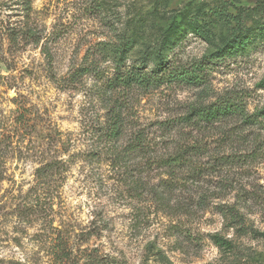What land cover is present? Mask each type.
<instances>
[{
  "label": "rangeland",
  "instance_id": "1",
  "mask_svg": "<svg viewBox=\"0 0 264 264\" xmlns=\"http://www.w3.org/2000/svg\"><path fill=\"white\" fill-rule=\"evenodd\" d=\"M27 1L0 0V127H9L24 111L32 125L13 144L0 180V264H164L156 253L168 264H264V150L255 163L227 175L252 196L242 210L246 233L215 209L219 203H238L232 189L195 217L142 212L144 202L127 194L125 175L109 167L106 158L91 155L97 144L89 134L88 103L96 81L86 76L78 90L63 83L99 43H114L119 34L134 39L129 67L179 35L173 27L192 19L208 26L212 37L183 34L164 55L182 67L203 61L209 94L237 96L253 113L264 107V37L218 59L219 44L234 24L210 17L209 11L240 18V27L250 30L264 24V0H29L30 21L41 30L42 41L36 46L18 38L13 45L7 28L23 27ZM92 57L100 73H113L112 62ZM155 65L148 61V71ZM196 93L188 86L163 85L138 95L136 102L134 96L135 117L146 125L176 115ZM207 137L213 148L217 136ZM55 160L64 172L55 178L50 201L43 196L41 202L51 204V222L29 225L17 211L34 200L36 170ZM209 181L217 186V179ZM215 234L232 241V247L216 245ZM57 236L69 243L68 259L61 262L50 243Z\"/></svg>",
  "mask_w": 264,
  "mask_h": 264
},
{
  "label": "trees",
  "instance_id": "2",
  "mask_svg": "<svg viewBox=\"0 0 264 264\" xmlns=\"http://www.w3.org/2000/svg\"><path fill=\"white\" fill-rule=\"evenodd\" d=\"M30 6L28 0L24 9L26 19L21 29L7 28V38L13 45L18 38L36 46L42 41L41 30L30 21ZM209 14L223 22L232 20L229 24H234L230 34L219 44L218 59L243 51L264 37V24L249 30L242 24L240 27V18H230L217 8L210 9ZM177 30L179 35L174 34L172 39L168 38V43L163 42V47L159 45L149 50L151 53L129 67L126 61L130 59L134 39L119 34L114 43H99L94 54H90V58L86 56L84 65L73 70L63 83L72 90H78L86 76L96 81L90 90L91 100L88 103L92 106L89 134L97 144L91 155L106 158L109 167L125 175L127 194L136 203L144 202L142 212L154 209L166 215L195 217L209 209L214 198L219 199L217 196L220 195L222 198L232 189L236 191L238 203H219L215 209L221 217L230 221L232 227L246 233L242 210L247 208L252 196L233 176L229 178L227 175L255 163L261 156L264 135L259 131L264 128V107L249 113L244 101L237 96L230 93L210 95L208 65L203 61L188 67H182L176 60L169 61L164 52L173 47L176 40L183 38V34H196L206 40L212 37L211 29L205 24L199 25L197 20L189 19L187 25L184 23L172 28L173 32ZM43 51L49 55L45 46ZM93 55L112 62L113 73H100L96 58H91ZM148 61H155L156 64L150 71ZM263 84L261 87H264ZM163 85L188 86L197 93L192 101L185 102L180 113L146 125L139 123L134 114L133 97L136 102L138 95H147ZM211 98L214 99L211 101ZM1 126L0 180L4 176L7 158L13 153V144L19 143L23 133L29 132L32 125L25 119L24 111L18 113L9 127ZM211 132L217 136L213 148L206 142ZM62 166L61 161L55 160L36 170L34 200L19 209L17 217L29 225L39 226L40 223L42 226L46 222L49 225L52 206L46 203L44 206L42 197L44 201H50V189L55 178L64 172L61 171ZM210 179H217L216 187L209 185ZM212 240L220 247H232V241L218 234L213 235ZM50 243L56 261L68 259L69 243L66 240L57 236L52 237ZM155 256L168 264L162 253Z\"/></svg>",
  "mask_w": 264,
  "mask_h": 264
}]
</instances>
